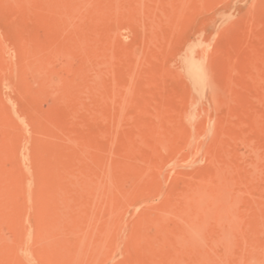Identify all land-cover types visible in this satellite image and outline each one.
Segmentation results:
<instances>
[{"label":"rangeland","instance_id":"rangeland-1","mask_svg":"<svg viewBox=\"0 0 264 264\" xmlns=\"http://www.w3.org/2000/svg\"><path fill=\"white\" fill-rule=\"evenodd\" d=\"M0 264H264V0H0Z\"/></svg>","mask_w":264,"mask_h":264},{"label":"bare ground","instance_id":"bare-ground-1","mask_svg":"<svg viewBox=\"0 0 264 264\" xmlns=\"http://www.w3.org/2000/svg\"><path fill=\"white\" fill-rule=\"evenodd\" d=\"M191 58V57H190ZM197 62L190 61L187 66V71L190 74V77L193 79H198L200 77V66L196 64ZM202 69V68H201ZM204 70V69H203ZM202 72V70H201ZM201 78V77H200ZM203 80V79H202Z\"/></svg>","mask_w":264,"mask_h":264}]
</instances>
